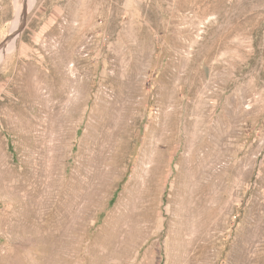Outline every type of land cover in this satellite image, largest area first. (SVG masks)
Here are the masks:
<instances>
[{
	"label": "rangeland",
	"instance_id": "374dc122",
	"mask_svg": "<svg viewBox=\"0 0 264 264\" xmlns=\"http://www.w3.org/2000/svg\"><path fill=\"white\" fill-rule=\"evenodd\" d=\"M0 264H264V0H0Z\"/></svg>",
	"mask_w": 264,
	"mask_h": 264
},
{
	"label": "bare ground",
	"instance_id": "6f19581e",
	"mask_svg": "<svg viewBox=\"0 0 264 264\" xmlns=\"http://www.w3.org/2000/svg\"><path fill=\"white\" fill-rule=\"evenodd\" d=\"M35 0H26V8L27 11L31 9V7L34 5Z\"/></svg>",
	"mask_w": 264,
	"mask_h": 264
}]
</instances>
